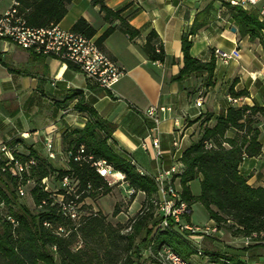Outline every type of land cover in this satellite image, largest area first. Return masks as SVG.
I'll use <instances>...</instances> for the list:
<instances>
[{"label":"trees","instance_id":"trees-1","mask_svg":"<svg viewBox=\"0 0 264 264\" xmlns=\"http://www.w3.org/2000/svg\"><path fill=\"white\" fill-rule=\"evenodd\" d=\"M16 1L24 12L27 25L35 28L58 24L71 3V0ZM90 2L98 7L103 21L109 24L95 40L99 48L115 29L129 39L140 35V31L123 16L125 7L112 10L105 5V0ZM226 7L238 35L251 42L257 41L264 48V21L259 19L257 10L247 11L230 4ZM204 14L198 13L189 32L181 37L183 66L172 80L181 81L194 73L205 72L207 82L204 87L208 88L213 85L215 59L212 57L203 62L190 54L191 37L204 25ZM71 31L87 39L96 34L84 18H79ZM142 51L151 61H172L167 58L153 30L147 34ZM66 64L77 71L70 63ZM228 94L232 99L248 96L246 90L235 91L234 84L229 87ZM71 97L77 98L74 109L83 114L86 121L81 129H66L61 133V148L67 158L64 169L54 168L50 159L34 150L28 154L18 152V149L14 152L16 161L22 164L32 161L20 177L3 171L0 163V264H147L142 252L162 243H167L186 261L198 255L197 247L185 238L187 232L175 230L171 221L167 228L159 226L162 217L155 206L156 184L152 177L140 172L125 152H118L113 147L115 126L101 118L84 101L81 92H73ZM209 119V116L203 119L200 137L180 157L183 166V171L177 175L180 198L188 209L192 204L200 203L218 228L229 231L234 237L254 236L252 240L256 245L264 246V187H251L239 172L245 158L256 157L261 152L258 136L259 126L264 123V103L229 106L219 112L211 126L207 124ZM16 143L19 144H7ZM97 162H104L113 172L122 174V181L132 191L130 201L138 193L143 195L141 207L125 224L113 225L100 212L76 222L61 210V203L73 202L78 206L86 199L94 200L112 191V185L97 172L94 166ZM52 176L58 184L67 178L72 186V190H57L55 195L61 196V203L55 200L52 192L45 190L42 183ZM198 179L200 191L194 196L189 183ZM27 182L33 183L28 191L32 209L19 201L18 186L23 187ZM119 212L115 207L113 216ZM206 257L211 264H242L235 257L217 253L207 252Z\"/></svg>","mask_w":264,"mask_h":264},{"label":"crops","instance_id":"crops-1","mask_svg":"<svg viewBox=\"0 0 264 264\" xmlns=\"http://www.w3.org/2000/svg\"><path fill=\"white\" fill-rule=\"evenodd\" d=\"M13 1L1 9L0 14ZM229 1L105 0V5L112 10L125 7L123 16L140 31L138 37L129 39L115 29L100 48L123 72L112 90L97 87L84 74L69 69L66 63L55 58L0 40V142H19L18 152L28 154L34 150L46 156V144L50 141L54 153L50 163L56 169H64L67 158L61 148V133L66 129H81L86 121L85 116L74 109L77 98L71 95L77 91L101 118L115 126L113 147L118 152H125L140 171L153 177L160 169L174 167L180 174L183 171L180 157L200 137L203 119L209 116L207 124L211 126L219 112L229 106L264 103V48L257 41L256 44L238 35L226 7ZM254 9L257 10L250 8L247 11ZM202 12L205 13L204 25L191 37L190 54L203 62L212 57L215 59L213 85L208 88L204 87L207 82L205 72L194 73L181 81L172 80L183 66L181 37L189 32L195 16ZM79 18H84L95 29L94 41L109 27L90 0H71L57 25L71 31ZM151 30L155 31L158 43L172 61L154 62L144 55L142 47ZM215 49L230 55L228 62L216 58ZM232 84L235 91L246 90L248 96L229 100L228 89ZM200 93L203 102L197 107ZM152 106L170 108L160 114L157 124L145 115ZM259 132L260 154L245 158L239 167L240 174L251 187H264V123L259 126ZM151 137L159 140L162 152L159 158L155 157ZM174 140L176 147L172 145ZM143 142L147 149L142 148ZM116 173L120 174H112ZM121 176L114 177L113 184L125 186L131 194ZM171 179L180 188L179 177L174 174ZM133 204L134 201L131 206ZM189 210L191 224V207ZM194 227L215 228L216 232L194 236L189 240L193 246L201 245L209 249L210 254L243 261L244 247H248L244 245V238L232 236L209 218L205 225Z\"/></svg>","mask_w":264,"mask_h":264},{"label":"built area","instance_id":"built-area-1","mask_svg":"<svg viewBox=\"0 0 264 264\" xmlns=\"http://www.w3.org/2000/svg\"><path fill=\"white\" fill-rule=\"evenodd\" d=\"M229 4L239 6L244 10L256 8L259 19L264 21V0H230ZM0 40L9 41L38 55L52 57L63 63H70L101 89L112 90L114 84L123 76L122 70L100 50L93 38L87 39L72 31L62 30L57 24H50L42 28L28 26L24 12L20 10V5L16 0L11 3L6 11L0 14ZM213 54L224 63L230 59V55L219 49H215ZM229 100H232V98L229 97ZM202 102L203 96L200 93L196 100V106L200 107ZM169 110V107L152 106L145 111V115L157 124L160 121V114ZM172 145L176 147L177 141L174 140ZM141 146L143 149H147L145 142ZM151 146L155 157L159 158L162 152L159 148L157 137H151ZM18 148L19 144L17 143L9 145L5 142H0V163L2 164V170H7L15 177H20L28 169V166L32 164V161L22 164L14 159V152ZM46 151V157L53 159L54 153L51 150L50 141L46 144ZM80 151L82 152V150ZM94 166L102 177L107 172H113L104 162L94 163ZM174 174L178 175L179 172L174 167H170L167 170L160 169L152 177L157 187L155 206L159 216L162 217L159 226L167 228L168 222H173L175 230L180 233L187 232L185 238L188 241L192 240L194 236H208L215 233V228L194 227L187 222L189 209L186 202L181 200L180 190L171 179ZM42 183L45 185V190H48L47 180L44 179ZM60 186L63 189L72 190L70 181L67 178L62 179ZM18 194L20 196L24 195L21 185L18 186ZM59 202L61 203V199ZM61 206L64 215L72 220L76 219L77 205L75 203H61ZM252 237H247L245 240H252ZM198 255H200L199 250ZM143 259L146 260L147 264H190L188 261L182 259L167 243H162L154 249L149 246L143 253Z\"/></svg>","mask_w":264,"mask_h":264},{"label":"rangeland","instance_id":"rangeland-1","mask_svg":"<svg viewBox=\"0 0 264 264\" xmlns=\"http://www.w3.org/2000/svg\"><path fill=\"white\" fill-rule=\"evenodd\" d=\"M11 0H1L0 1V10L7 7L10 4ZM257 44V42L255 41ZM104 178L107 180V182L112 185V191L102 197H98L94 200L86 199L84 201V204H79L77 206V217L74 219L76 222L85 216H88L92 213L100 212L106 217V220L115 225L117 223L125 224L126 221L133 217L135 215L136 208L138 207L139 203L143 199V195H137L136 198L133 201H130V193L127 191V189L124 187H121L117 184H113V181L115 180L109 172L104 176ZM49 185L47 187L48 191L52 192L53 195L56 194L57 190H60L62 186L55 182V177L52 176L49 178ZM33 186L32 182H27L23 185V196H19V201L23 204H25L28 208L32 209L33 205L31 202V199L28 195L29 189ZM179 190L180 188L177 187ZM190 191L194 195H198L200 191V184L198 180H194L190 184ZM55 200L58 202L61 199L60 195L54 196ZM118 208L120 211L117 215L113 216L114 208ZM131 208V209H130ZM191 215L190 220L192 225L196 226H203L208 222V216L204 209V207L196 202L191 205ZM6 211L4 210V213ZM130 213V216L128 215ZM126 216L128 219H126ZM190 243V242H189ZM193 245V243H190ZM244 245H248L250 247L249 249H246L244 247V256L242 264H264V246L256 245L254 240L246 241L244 238ZM198 250L202 252V255H196L191 257L189 260H187L190 264H211L210 261H208V257H206L207 252H209V249H205L203 246L197 247ZM247 250V251H246ZM245 251L247 252L245 254ZM206 252V253H205ZM142 252V258H143Z\"/></svg>","mask_w":264,"mask_h":264},{"label":"bare ground","instance_id":"bare-ground-1","mask_svg":"<svg viewBox=\"0 0 264 264\" xmlns=\"http://www.w3.org/2000/svg\"><path fill=\"white\" fill-rule=\"evenodd\" d=\"M112 173H113V172H112ZM112 173H110L111 176L113 175ZM120 174H121V173H120ZM120 174H118V173L114 174V175H113V178H114V177H115V178H120ZM121 177H122V176H121ZM115 178H114V179H115Z\"/></svg>","mask_w":264,"mask_h":264},{"label":"water","instance_id":"water-1","mask_svg":"<svg viewBox=\"0 0 264 264\" xmlns=\"http://www.w3.org/2000/svg\"><path fill=\"white\" fill-rule=\"evenodd\" d=\"M232 31H235V29H234V28H232Z\"/></svg>","mask_w":264,"mask_h":264}]
</instances>
